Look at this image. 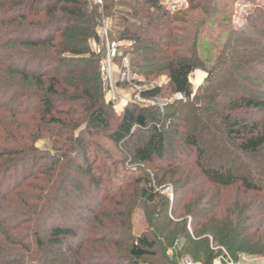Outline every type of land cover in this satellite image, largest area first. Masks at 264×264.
Here are the masks:
<instances>
[{"label":"trees","instance_id":"1","mask_svg":"<svg viewBox=\"0 0 264 264\" xmlns=\"http://www.w3.org/2000/svg\"><path fill=\"white\" fill-rule=\"evenodd\" d=\"M103 1L106 13L112 11L115 4H120L115 0ZM124 5L130 11L121 18L123 25L110 32V38L131 42V47L123 50L122 54L129 55L133 73L141 75L142 70L148 69L145 65L147 62H163L166 64L164 70L168 80L167 89L173 95L180 94L183 99L191 100L193 90L189 77L197 64L195 52H191L189 59L176 57V53L172 51L174 45L171 37L170 41H164L161 45L157 41L160 29L165 26L168 11L159 0H132ZM96 10V7H90L89 0H0V32L3 31L0 37L7 36L1 47L17 48L1 55L4 63L0 72V85L7 88L10 86L11 89L0 93V98L6 99L8 103L17 99V108L20 107L21 110L34 99L39 108L34 110H37L41 119L39 129L52 134L50 126H58L60 129L57 130V136L69 138V142L75 146L70 147V150L82 158V165L78 170L92 177L91 186L94 191L102 185V181L101 178L95 179L93 171H90L93 164L87 155L88 146L84 134H106L115 145L127 149L132 160L139 165L162 163V168H159L161 177L158 178L154 172L152 179L159 186L169 180L178 190H185L180 199L174 200L177 207L172 211L174 218L180 221L176 224L167 219L168 201L164 200L155 209L158 211L157 218H162L161 221L152 224L149 219L148 235L132 239L114 227L118 224L128 229L125 217L129 216V212L125 211L134 206L132 195L126 197L122 194L118 199H110L118 206L117 213L111 215L113 223L110 225L114 230L105 229L106 233L100 235V232L91 227L89 233L92 237H79L73 227L51 224L50 220L57 210L51 207L52 199L45 197L42 211L35 212L32 218L19 215V212L12 217L16 221L15 225L14 222L11 225L13 231L21 226V221L18 220H28L30 223L26 229L30 236L27 243L30 245V257L16 255L3 261L0 258V264H91L94 258H98L94 264H175V259L182 253L195 260L203 258V264H210L215 259L211 251L213 246L222 248L226 255L233 257L242 254L264 258V117H249L250 112H264V97L254 93V84L264 83V80L254 76L253 83L238 85L241 90L243 87L249 88L248 94H240L231 100L226 95L224 98L227 102L221 103L217 95L213 94L208 98L201 94L202 91L215 89L214 71L217 68L214 67L208 71L204 86L198 89L199 94L190 103L177 107L178 113L185 114L186 109L192 108V133L183 131L181 147L194 156L191 164L193 171L197 173L194 175L193 171L180 167L181 157L168 154L164 134L157 127V109H144L128 104L118 115L113 130L109 131L113 106L104 101L99 80V59L90 56L88 47L99 21ZM141 21L145 24L142 25ZM152 36H155L154 41ZM244 41L248 42L246 39ZM145 42L159 46L154 51L156 56L149 47L142 46ZM234 55L236 54L232 56ZM226 60H222V63L229 70L237 71L240 68L241 59L231 57ZM238 79L239 77L235 78L236 81ZM163 90L161 87H153L144 91L142 96L158 98L162 96ZM201 100H208V105H200L195 109L194 104ZM210 104H218L221 111L212 109ZM27 112L26 109L8 113L13 119L27 115ZM77 117L83 118L84 122H81L83 119H74ZM81 123L85 126L83 134L75 136L73 132ZM204 131L206 136H212L211 140L219 137L213 134L221 135L219 141L226 147L219 150L222 155L218 156V160L224 162L217 167L209 166L207 151L200 146ZM29 139L34 141L35 136L29 135L26 139L32 144L34 142ZM35 150L32 146L21 151L9 150L0 153V159L18 156L22 164L32 162L34 157L31 158V155ZM227 153L229 158L224 157ZM56 158L51 160V169L59 162ZM231 160L237 164V169L246 168L245 172L228 167L227 162ZM3 164H0V174ZM196 179H201L202 182L196 184ZM180 181L183 183L179 186ZM135 183L142 184L140 201L147 206L154 205L156 194L148 176L145 179L140 177ZM207 185L217 192L202 201L207 194L204 188ZM129 187L131 183L119 185L116 192L121 194L124 188L127 190ZM231 189L241 192L243 199L234 198L223 202L219 193ZM1 190L2 188L0 192ZM132 190L137 189L132 186ZM13 192L8 191L7 196H12ZM195 194L200 195V199L189 206L187 202ZM247 196H250L249 199ZM120 198L122 201H119ZM20 202L24 204V201ZM153 211L152 213L155 212ZM3 213L0 211V214ZM91 213L98 227H105L100 216L109 214L102 209L91 210ZM115 220H118L117 223ZM35 222L40 223L41 228L34 227ZM188 222L190 231L187 228ZM90 224L88 221L86 225L89 227ZM77 238L79 241H74ZM179 239L183 240V244L174 250V260H171L168 252ZM110 248L114 251L111 252ZM144 259L153 261L145 262Z\"/></svg>","mask_w":264,"mask_h":264},{"label":"rangeland","instance_id":"2","mask_svg":"<svg viewBox=\"0 0 264 264\" xmlns=\"http://www.w3.org/2000/svg\"><path fill=\"white\" fill-rule=\"evenodd\" d=\"M115 1H118L120 4H115L111 9L112 11H108L109 13L104 12V10L100 13L96 10L99 21L88 42V47L91 53L90 56L99 59L98 69H100L101 57L93 54V48L99 41H95V38L93 39L95 31L103 26L108 34H110L115 27L117 28L123 25L121 18L125 15L127 16V13L130 11L124 3L131 2L132 0ZM159 1L169 14L167 20H165V28L162 27L160 29V37L159 40H157L159 44L161 45L164 41H170L171 37L174 45L172 51L176 53V57L189 59L191 57V52H195L197 64L195 65V70L189 77V82L193 90L191 100L183 98L176 100V94L173 95L171 91L167 89L168 80L164 70L166 64L163 62H147L145 65L148 69L146 71L142 70L141 75H137L136 79H138L137 82H140L141 85L147 89L153 87H161L164 89L162 96L158 97V99L163 101L166 106L162 110L151 107L158 110L159 117L157 119V127L164 134L167 142L168 154L181 157L182 163H180V167L191 172L194 170L191 167V164L194 162V156L185 151L181 147V143L183 142L182 133L184 130L192 133L190 121L192 108L186 109L187 114H185L178 113L177 107L190 103V101L194 99V96L199 94L198 89L204 86L208 71L214 67L217 68L214 71L215 80L213 85L215 89L207 92L202 91L201 94L208 98L213 94L217 95L221 103L227 102L225 99L226 95L227 98L231 100L240 96V94L249 93V88L243 87L241 90L238 88V85L240 86L242 83L251 84L255 77L264 80V0ZM103 2L105 4V1ZM89 5L91 8L94 7L92 0H89ZM141 24L144 25L145 23L141 21ZM2 33L3 31L1 30L0 34ZM152 37L154 41L155 36ZM4 39H7V36L0 37V72H2L1 67L4 63L2 62L1 55H4L7 51L10 53V51L17 49L13 47L2 48L1 46ZM245 39L248 40V42L244 41ZM109 40H112L110 35ZM99 43L101 42L99 41ZM102 45L103 48H105L104 41L103 44H100V47H102ZM142 46L149 47L151 53H154L159 47L154 46L153 43L148 44L146 42L143 43ZM230 51L234 52H232L231 56ZM233 54L236 55L232 56ZM126 55L129 57L128 54ZM154 55L156 56L157 54L154 53ZM229 57H237L242 60L239 65L240 68L238 70L236 69L237 71L229 70L226 65H223L222 60H228L230 59ZM119 62L120 59H115L112 65V73L114 74L112 77L114 81H118L117 90L120 97H125L129 96L132 91L126 84L119 83ZM243 62H245V64H242ZM31 67L32 66H30V68ZM238 77L239 79L236 81L235 78ZM99 80L101 83L100 73ZM254 85L256 86L255 91L253 90L254 93L264 97V83L260 82ZM10 89V86L7 88L6 86L0 85V93ZM102 95L104 98L103 91ZM22 101L25 100L22 99ZM104 101L107 104L105 98ZM207 102L208 100H201V102L196 105L194 104V108H199L200 105H206ZM17 104V99L16 101L8 103L6 99L0 98V153H6L9 150H26L30 146L36 149V152L32 155L30 154L31 158L34 157V161H26L23 164L21 158L18 156L0 159V164L4 163L0 174V188H2L0 192V211L4 212L0 214V258L2 261L5 260V258L16 255L19 257H30V245L27 244L29 243L28 241H30V236L26 231L30 223L27 222L28 220H18L21 221V226L19 224L20 227L13 231L11 225L13 222V225H15L16 221L12 219V217L18 215L16 213L19 212V215L24 214L27 218H32L35 212L42 211V207L45 205V203H43L45 197L46 199H52L51 207H55L57 210L54 217L50 220L51 224L73 227L79 233V237H92L93 235L89 233L91 227L94 230L96 229L97 232H100V235L106 233L105 229L109 231L114 230L113 226L110 225V223H113L111 215L117 213L118 206L110 199L112 197L118 199L122 194H125L126 197L132 195L131 199L133 200L134 206H130L128 209L129 211H125V213L129 212V216L125 217V224L128 229L122 228L118 224L114 227L119 232L121 231V233L129 235L132 239L148 235L150 230L149 219L152 220V224H154L155 221H161L162 218H157L158 211L155 209L160 203H164V200L168 201V207L166 206L167 219L174 221L176 224L180 221L174 218L172 211L177 207L174 200L176 198L177 200L180 199L185 193V190H178L169 180L159 186L156 184V180L152 179L154 172L157 173L158 178L161 177L162 172L159 168H162V163L139 165L132 160V156L127 149L115 145L105 136L106 134L101 133L96 135L93 132H89L88 135L84 134L88 146L87 155L90 163L93 164V166H90V171H93L95 179L100 180L101 178L100 181H102V185L97 188V191H94L93 186H91L92 177L78 170V167L82 165V158L79 154L70 150V147L73 148L75 146L69 142V138L66 136H57V130L59 131L60 129L57 128L58 126L56 128L50 126L49 129L52 134H48L46 131H41L39 129L38 124L41 119L37 114L39 108L34 99L26 103L22 110L20 107L17 108ZM214 105H211L212 109L215 108V110L221 111L218 104ZM168 106L169 109H167ZM35 108L37 110H34ZM26 109L28 110L27 115L22 117L12 119L8 113H13V110L20 112ZM119 109H121V107L111 109L110 132L114 128L118 115L121 114ZM107 112L110 113L109 110H107ZM249 117L262 118L264 117V112H250ZM74 119L82 120L83 118L80 119L77 117ZM213 120H216V118H213ZM81 122H84V119ZM84 127V124L81 123V126L74 130V135L76 136L79 133L83 134ZM52 129L55 131L52 132ZM29 135L35 136L34 141L29 139V141L31 140L34 142L32 144L26 140ZM213 135L222 138L221 135ZM211 137V135L206 136L204 131L203 139L200 140V146L204 147L207 151V159L210 163L209 166L217 167L224 162L223 160H218V156L222 155V152L219 150L226 147L221 140L219 141V137L215 139L212 138V140ZM55 157L59 159V162L51 169V160L55 159ZM61 157H63V159H61ZM224 157L229 158L230 155L227 153ZM236 165L237 164L233 162V160L227 162L228 167H232L236 171L245 172L246 168H241L242 170H240L239 168L237 169ZM7 169H9V172H7ZM193 174L196 175V171H193ZM147 176L151 180V187L156 194L155 204L152 206H147L143 201H140L139 195L142 184L139 185L135 183L140 177L145 179ZM199 182H202V180H195L196 184ZM128 183H131L129 189L126 190V188H124L121 194L116 192L119 185ZM182 183L183 182L180 181L179 186L182 185ZM132 186H135L137 190H132ZM204 188L207 190V194L202 201H206V199L211 196L210 194L217 192V190L209 185ZM176 189L178 191H176ZM8 191H14L13 195L7 196ZM198 192H196V194ZM167 194L172 195L171 198L168 197ZM196 194L190 196L187 202L189 206L193 205L197 199H200V195ZM219 195L223 202H229L234 198L243 199L244 197L241 192L235 189L220 192ZM247 197L249 199L250 196ZM106 198L108 199L107 201ZM54 199H57L58 202ZM131 199L129 201H131ZM20 201H24V204ZM119 201H122V198H120ZM127 202L128 201H126V203ZM121 207H123V205ZM101 209L109 214L108 216L104 215L105 217L103 215L100 216L101 222L105 227H98L91 213V210L97 211ZM152 210L155 212L153 211L154 213H152ZM2 218L4 221L1 220ZM6 219L9 220L6 221ZM88 221L91 222L89 227L86 225ZM117 221L115 220V223H117ZM47 224H50V222L47 221ZM33 225L38 229L41 228L40 223L35 222ZM187 228L188 231H190L189 222ZM6 236H9L8 239L10 240H8ZM74 241H79V238L74 239ZM182 244L183 240L180 239L174 242L172 249L168 252L170 258H172L171 260H174L172 255L174 250L178 249ZM109 250L111 252L114 251L111 248ZM211 251L215 256V259H213L211 263L220 259L219 261L221 264H264V258L259 256L238 254L233 257L231 255H226V252L222 248L215 246L211 247ZM51 257L54 256L52 255ZM97 259L98 258L92 259L91 264H94L95 260L98 261ZM184 260H191L197 263H203L204 261L203 258L201 260H195L182 253L175 259V264H179ZM144 261L149 262L153 260L144 259Z\"/></svg>","mask_w":264,"mask_h":264},{"label":"built area","instance_id":"3","mask_svg":"<svg viewBox=\"0 0 264 264\" xmlns=\"http://www.w3.org/2000/svg\"><path fill=\"white\" fill-rule=\"evenodd\" d=\"M94 7L102 13L104 8L103 0H92ZM109 35L105 28L99 27L94 34L93 39L95 41L99 40L102 44L105 42V48L100 47L99 41L96 46L93 48V54L98 57H101L100 60V76H101V88L104 93V98L108 104L113 105V108L121 107L119 109L120 113L123 111L125 106L128 104L139 107V108H151L156 107L159 110H162L166 104L158 98H148L143 97L142 93L147 90L146 87H143L140 82H137V75L133 73L131 68V62L127 55L122 54L123 50H126L131 47V42L126 40H109ZM115 59H120L119 62V83H124L131 89V94L129 96L120 97V94L117 90L118 81L113 80V69L112 65ZM182 95L176 94L175 99H182ZM171 198L172 195H168ZM220 260V259H219ZM217 260L211 264H221V262ZM179 264H203L197 263L191 260H184Z\"/></svg>","mask_w":264,"mask_h":264}]
</instances>
